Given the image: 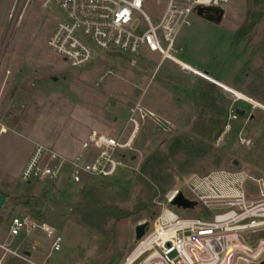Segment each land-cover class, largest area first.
<instances>
[{"label":"rangeland","instance_id":"374dc122","mask_svg":"<svg viewBox=\"0 0 264 264\" xmlns=\"http://www.w3.org/2000/svg\"><path fill=\"white\" fill-rule=\"evenodd\" d=\"M44 1L0 0V120L9 127L0 134V158L12 161L8 172L18 174L31 154V142L73 157L86 130L116 139L137 104L145 120L132 151L124 155L125 167H118L107 180L90 181L103 185L101 207L118 208L124 218L115 220L106 211L93 209L95 205H79L89 180L72 185L62 178L52 183L49 194H44L47 183L34 182L33 207L12 208L5 203L0 210V245L17 250L20 256L29 254L30 263L0 249V264H125L137 245V225L148 223L151 233L163 211L186 219L211 218L212 213L200 203L195 211H176L167 205V197L176 191L195 201L190 189L196 178L234 175L228 184L230 192L245 185L248 198L257 199L252 181L264 179V1L231 0L222 8L219 24L195 12L190 15V25L180 31L176 45L183 49L180 60L201 70V76L170 63L161 64L158 53L146 50L138 55L97 51L86 67L71 68L47 47L49 36L64 16L53 5L44 8ZM143 12L154 23L161 7L148 1ZM247 13L254 14L252 27L237 39L235 34L251 24ZM137 27L145 29L139 15ZM203 72L209 79L203 78ZM205 87L225 108L221 116L214 117L223 126L210 139L200 136V128L213 116L206 111V104L201 101L197 105L195 98V94L198 98L204 94ZM236 109L244 115L224 133L228 114ZM180 136L201 141L204 152H183L170 160L162 168L164 173L160 172L159 183L151 184L155 197L146 203L145 190L136 184L140 164L155 152L166 154L168 143ZM22 183L21 177H0V192L7 196L21 193ZM211 188L213 193H202L211 197L206 202L222 201L223 192ZM77 208L86 209L79 218L85 226L69 219ZM16 217L52 226L62 238L61 250L50 252L52 238L41 232L10 236L11 221ZM247 239H264V232Z\"/></svg>","mask_w":264,"mask_h":264},{"label":"built area","instance_id":"2783aa9c","mask_svg":"<svg viewBox=\"0 0 264 264\" xmlns=\"http://www.w3.org/2000/svg\"><path fill=\"white\" fill-rule=\"evenodd\" d=\"M148 1L161 7L154 23L143 12V5ZM230 1L45 0L44 8L53 5L64 16L49 36L47 47L74 69L86 67L97 51L114 50L138 55L146 50L158 53L161 64L170 63L196 75L197 70L180 60L183 49L176 45L177 36L183 28L189 27V17L196 13V8L222 9ZM137 15L142 18L145 29L137 27ZM238 117L235 110L229 112L224 133L231 130L232 122ZM144 120L143 109L137 104L130 109L126 125L116 139L98 133L93 138L92 132L81 144V151L73 157L36 143L21 181L45 184L66 178L70 184L79 185L91 179L107 180L118 167H125L124 155L132 151ZM246 142L249 144L246 140L241 141L242 144ZM233 176L217 173L196 178L190 190L197 206L203 204L212 213L211 218L186 219L169 210L163 211L153 231L149 233L148 230L137 242L125 264L264 263V239L246 240L248 236L264 232V179L252 181L257 198L252 201L245 193V185L235 193L230 192L228 184ZM211 187H218L223 192L222 201L206 202L211 197L202 193H213ZM178 193L173 192L167 197V205ZM33 232L52 238L50 252L61 250V236L46 223L16 217L8 231L12 237ZM0 249L30 263L27 256L17 255V250L12 252L2 245Z\"/></svg>","mask_w":264,"mask_h":264},{"label":"trees","instance_id":"16d2710c","mask_svg":"<svg viewBox=\"0 0 264 264\" xmlns=\"http://www.w3.org/2000/svg\"><path fill=\"white\" fill-rule=\"evenodd\" d=\"M263 1L264 0H252V2L256 4H260ZM253 17H254L253 13L251 14L247 13V21L250 20V23L252 22ZM252 23L249 25H244L242 29L235 34V37L239 39L245 35L244 33H249L250 27H252ZM208 87L213 88L212 85H208ZM206 89L208 88L205 87L204 94L202 93V95L199 96V98H198V94H195V98L197 101V105L200 104L201 101L204 102L207 106L206 111L208 110V112H210L213 116L212 118L208 119L207 123H204V125L200 128V136L210 139L211 136L215 134V131L219 128H222L223 126L218 120H215L214 117L221 116L222 115L221 110L225 108L220 106L219 102L215 100L214 97L210 96L211 92L206 91ZM224 90L229 94L233 95L230 91H228V89H224ZM224 112L226 111L224 110ZM219 132L220 130L217 131V135H219ZM202 144L203 143L201 141L195 142L184 136L176 137L168 143L166 147L167 150L166 154L163 155L158 151L155 152L154 154L149 155L142 161V163L139 166V172L141 176L136 178V184L142 186V188L145 190L146 203L152 200L156 195V191L153 189V187H151V184L159 183L158 179L160 172L164 173V171H162V168H164V166L166 167L167 164H169L170 160H176L177 156L182 154L183 152L188 153L189 155L194 153L195 151H197L196 154L203 153L204 149ZM216 167H218V164L216 165ZM142 177H147L148 181H145ZM90 181L91 180L87 181L86 185L82 190V201H81L82 203H80L79 205H95L96 207H94L93 209L104 210L106 211V214H108L110 217L115 218V220L119 218H124L125 216L123 215V213H121V211L118 210V208L110 207V206L101 207L104 201V195L101 189V186L103 185H96ZM33 183L34 182L22 183L20 189L21 193L14 192L13 194L7 196L0 192V194L4 196L6 199V206H10L12 208H18L20 206L24 208L33 207L32 204L33 201H35V197L32 194ZM52 186H53L52 182H48L46 184L44 194L51 193L50 189L48 188H52ZM142 207H144V205ZM85 210L86 209H78V208L74 209L69 219L73 222H78L81 225L85 226V223L80 222L79 220V218L83 215L82 211L85 212ZM195 210H197L196 207L191 211H195ZM176 211H179V209H176ZM203 211L204 209L202 210V212ZM202 212L200 210V212L198 213L202 214Z\"/></svg>","mask_w":264,"mask_h":264},{"label":"water","instance_id":"95a60500","mask_svg":"<svg viewBox=\"0 0 264 264\" xmlns=\"http://www.w3.org/2000/svg\"><path fill=\"white\" fill-rule=\"evenodd\" d=\"M196 14L208 22H211L213 24H219L223 18L224 12L222 9L219 8L198 7L196 8ZM203 75L208 76L206 72H203ZM235 113L239 117H242L244 115V111L240 109H236ZM234 165H237V162H234ZM5 203H6L5 197L0 194V210L3 209ZM170 206L179 210H192L195 207H197V202L185 198L182 193H178L176 197L171 201ZM148 230H149L148 223H142L137 225V227L135 228V242L137 243L138 241H140L142 237H144L145 234L148 232ZM27 256H29V254H27Z\"/></svg>","mask_w":264,"mask_h":264},{"label":"crops","instance_id":"0c3cea01","mask_svg":"<svg viewBox=\"0 0 264 264\" xmlns=\"http://www.w3.org/2000/svg\"><path fill=\"white\" fill-rule=\"evenodd\" d=\"M189 67H191L192 69H195V70H197V73H198V75L197 76H201L202 74H200L202 71L201 70H199V69H197V68H195V67H192V66H190V65H188ZM208 74V73H207ZM209 75V74H208ZM210 76V75H209ZM203 78H205V79H209L208 77H206V76H204L203 75ZM211 78H213V77H211ZM214 79V78H213ZM216 80V79H215ZM219 83L221 82V83H223V85H225L224 84V82H222V81H219V80H217ZM16 94H18L17 92H16ZM16 94L14 95V98H15V100L16 99H18V98H16L15 96H16ZM18 97V96H17ZM9 129V127L5 124V123H3L1 120H0V134H4L5 132H7V130ZM92 132H96L95 130H86L84 133V136H83V139H82V141L79 143V144H76L77 145V149H76V152H75V154L77 153H79L80 151H81V144L87 139V137L92 133ZM35 143H37V142H31V144H32V151H33V145L35 144ZM32 151H31V154H30V156H29V158H28V160L26 161V163H24L20 168H19V170H18V174L16 173V174H13L12 172H8L9 170H10V167L12 166V161H8V162H4V161H2L1 160V158H0V177H3V178H7V179H13V178H20L21 177V175L20 174H22V171H24L23 169H25V167H26V165H27V163H28V161H29V159H30V157H31V155H32ZM61 154V153H60ZM61 155H63V154H61ZM65 155V154H64ZM65 156H71V155H65Z\"/></svg>","mask_w":264,"mask_h":264},{"label":"bare ground","instance_id":"6f19581e","mask_svg":"<svg viewBox=\"0 0 264 264\" xmlns=\"http://www.w3.org/2000/svg\"><path fill=\"white\" fill-rule=\"evenodd\" d=\"M96 134H97L96 132H93V138L96 137Z\"/></svg>","mask_w":264,"mask_h":264},{"label":"flooded vegetation","instance_id":"af4514ba","mask_svg":"<svg viewBox=\"0 0 264 264\" xmlns=\"http://www.w3.org/2000/svg\"><path fill=\"white\" fill-rule=\"evenodd\" d=\"M189 200H191V199H189ZM191 201H193V200H191Z\"/></svg>","mask_w":264,"mask_h":264}]
</instances>
